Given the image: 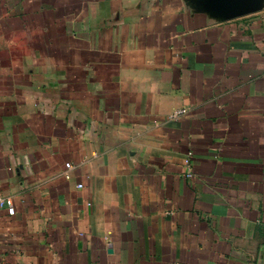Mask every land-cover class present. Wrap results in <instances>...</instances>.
<instances>
[{
	"label": "crops",
	"instance_id": "crops-1",
	"mask_svg": "<svg viewBox=\"0 0 264 264\" xmlns=\"http://www.w3.org/2000/svg\"><path fill=\"white\" fill-rule=\"evenodd\" d=\"M0 194V264H264V0H0Z\"/></svg>",
	"mask_w": 264,
	"mask_h": 264
},
{
	"label": "built area",
	"instance_id": "built-area-1",
	"mask_svg": "<svg viewBox=\"0 0 264 264\" xmlns=\"http://www.w3.org/2000/svg\"><path fill=\"white\" fill-rule=\"evenodd\" d=\"M177 115L178 113L175 114V116ZM188 155H190V153ZM69 168L70 166L69 164H67L66 169H69ZM66 177H68L67 174H66ZM0 209L5 210L9 215H13L14 209H13L12 200L10 199V197L3 196L0 194Z\"/></svg>",
	"mask_w": 264,
	"mask_h": 264
}]
</instances>
